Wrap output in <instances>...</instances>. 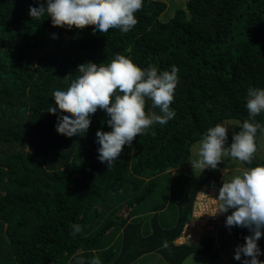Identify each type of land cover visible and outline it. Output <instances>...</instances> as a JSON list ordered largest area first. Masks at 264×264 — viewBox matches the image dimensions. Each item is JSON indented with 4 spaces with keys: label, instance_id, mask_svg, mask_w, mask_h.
Here are the masks:
<instances>
[{
    "label": "trees",
    "instance_id": "trees-1",
    "mask_svg": "<svg viewBox=\"0 0 264 264\" xmlns=\"http://www.w3.org/2000/svg\"><path fill=\"white\" fill-rule=\"evenodd\" d=\"M167 1L143 0L129 32L101 33L94 26L54 27L47 14L32 20L29 7H46V0H0V264H76L80 257L85 264L95 257L101 264L245 259L233 257L250 235L247 228L225 225L221 245L205 230L196 242L176 240L198 192L228 179L217 169L188 174L183 166L193 144L209 128L236 118L228 147L249 118L248 89H264V0H171L174 10ZM116 54L141 69L177 66L179 80L170 105L174 118L154 123L107 167L96 142L97 130L111 131L105 111L90 116L83 136L66 137L55 126L57 115L70 114L47 110L56 107L53 93L81 75L79 65L106 66ZM145 111L160 114L150 99ZM256 121L262 126L257 151L251 164L240 161L245 168L264 165L258 153L264 112ZM73 225L81 227L75 236ZM257 243L264 261V229Z\"/></svg>",
    "mask_w": 264,
    "mask_h": 264
},
{
    "label": "clouds",
    "instance_id": "clouds-1",
    "mask_svg": "<svg viewBox=\"0 0 264 264\" xmlns=\"http://www.w3.org/2000/svg\"><path fill=\"white\" fill-rule=\"evenodd\" d=\"M142 6L143 0H46V7L30 6L29 15L32 20H39L47 14L54 27L67 30L94 26V31L98 29L101 33L109 29L127 33L138 23L135 13ZM77 71L81 75L66 91L53 93L56 107L47 111L54 115L57 110L70 114L57 115L55 126L57 133L66 137L83 136L90 127V116L98 109L105 111L110 117L107 124L111 131L97 130L96 142L99 144L98 159L107 167L119 158L125 145L131 147L138 135L154 123L164 125L175 116L170 105L179 80L177 66L160 72L152 65L141 69L130 58L116 54L106 66L86 62L79 65ZM247 95L249 118L243 121L238 132L232 134L230 145L225 147L227 127L217 124L209 128L200 142L199 158L190 163L192 168L201 172L215 170L226 154L241 162L252 163L257 151L255 138L262 128L256 117L264 112V89L249 88ZM148 99L153 108H159L160 114L145 111ZM216 200L218 205L212 215L232 210L226 216V227L247 228L250 233L244 237L245 243L236 247L233 258L241 261L243 255L245 259L241 264H264L258 259L262 253L257 243L264 229V165L247 168L230 181L223 182ZM80 231L79 225H73V236ZM162 247L168 248V242L164 241ZM76 264H85L83 257L77 259ZM90 264H101V261L95 257Z\"/></svg>",
    "mask_w": 264,
    "mask_h": 264
},
{
    "label": "rangeland",
    "instance_id": "rangeland-1",
    "mask_svg": "<svg viewBox=\"0 0 264 264\" xmlns=\"http://www.w3.org/2000/svg\"><path fill=\"white\" fill-rule=\"evenodd\" d=\"M167 6L174 10L175 4L171 0L167 1ZM168 8V9H169ZM169 14L171 11L168 12ZM238 123V120L236 118L232 119H225L221 121L219 124L225 126L228 128V134L233 130L234 126ZM202 140H197L196 143L193 144L190 156L187 160L188 164L183 166V168L187 169V173L190 175L195 174L198 169L192 168V165L190 164L193 160L198 159V151L200 142ZM196 147H198L196 149ZM258 153L264 155V146H261V149L258 150ZM218 173L221 171V175L224 176L223 180L228 177L226 182L230 181V179L237 174H240L243 170L247 169L245 168L242 163L238 159L232 158L230 155H225L222 157V162L218 164L217 168ZM222 186V184H221ZM219 186V188L221 187ZM219 188L211 189L210 187H203L197 194L195 201L198 200L200 205H205L207 203H210L209 206L201 207L200 209L195 208V211L193 209V213L191 216L190 221L184 226L181 236L176 240V242H183V239H187L188 242H196L199 239L200 234L203 230L213 232V234L216 237V241L219 245H221V242L225 240L226 234L228 233V230L226 233L224 232L223 236L219 238L218 233L222 230H225V221L223 219V214H216L212 215L211 213H214L216 210V207L218 205V201L216 200L218 193H216ZM217 190V191H216ZM215 198L216 205H211V201ZM208 199L209 202L206 200ZM209 208V210L207 208ZM232 211V210H231ZM186 234H189L190 237H187ZM151 261L156 262L151 259ZM163 262V261H162ZM146 264H151L150 260L146 261Z\"/></svg>",
    "mask_w": 264,
    "mask_h": 264
},
{
    "label": "built area",
    "instance_id": "built-area-1",
    "mask_svg": "<svg viewBox=\"0 0 264 264\" xmlns=\"http://www.w3.org/2000/svg\"><path fill=\"white\" fill-rule=\"evenodd\" d=\"M208 202H209V200L208 199H206ZM213 204H215L216 205V200H215V198L211 201V205H213ZM210 205V203H207V204H205V205H200V203L198 202V200L197 201H195V203H194V207H193V209H194V211H195V208H196V206H197V208H201V207H205V206H209ZM207 208V207H206ZM208 210H209V208H207ZM193 213V212H192ZM211 214H213V213H211ZM186 236L187 237H190V235L189 234H186ZM184 241H187V239H183ZM190 242H192V241H190Z\"/></svg>",
    "mask_w": 264,
    "mask_h": 264
}]
</instances>
